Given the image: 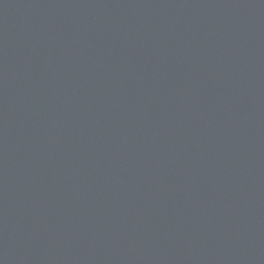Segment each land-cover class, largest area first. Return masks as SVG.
<instances>
[{
	"label": "water",
	"instance_id": "obj_1",
	"mask_svg": "<svg viewBox=\"0 0 264 264\" xmlns=\"http://www.w3.org/2000/svg\"><path fill=\"white\" fill-rule=\"evenodd\" d=\"M0 264H264V0H0Z\"/></svg>",
	"mask_w": 264,
	"mask_h": 264
}]
</instances>
